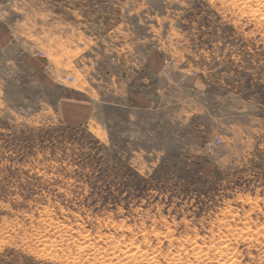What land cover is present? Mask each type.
<instances>
[{"label": "rangeland", "instance_id": "1", "mask_svg": "<svg viewBox=\"0 0 264 264\" xmlns=\"http://www.w3.org/2000/svg\"><path fill=\"white\" fill-rule=\"evenodd\" d=\"M172 262L264 264V0H0V264Z\"/></svg>", "mask_w": 264, "mask_h": 264}, {"label": "crops", "instance_id": "2", "mask_svg": "<svg viewBox=\"0 0 264 264\" xmlns=\"http://www.w3.org/2000/svg\"><path fill=\"white\" fill-rule=\"evenodd\" d=\"M62 102L61 104L63 106H61L62 112H64V109L66 110V103ZM65 105V106H64ZM64 116V120L66 123L68 124H78V123H83L85 121L87 113L84 111V109H80V110H76L75 106L72 107V109L68 112L67 115H63ZM66 117V118H65Z\"/></svg>", "mask_w": 264, "mask_h": 264}, {"label": "trees", "instance_id": "3", "mask_svg": "<svg viewBox=\"0 0 264 264\" xmlns=\"http://www.w3.org/2000/svg\"><path fill=\"white\" fill-rule=\"evenodd\" d=\"M68 128L67 129H71L69 126H67ZM53 130V129H52ZM51 130V131H52ZM37 134H38V140L37 141H39V144L43 147V148H45V143L46 142H50L51 144H52V142H53V144H54V141H52L53 140V134L54 133H52V132H50L48 129H39V130H37ZM58 140V139H57ZM35 141H32L31 142V144L30 145H33V143H34ZM55 147H56V145L55 146H53L51 149V153H54V149H55Z\"/></svg>", "mask_w": 264, "mask_h": 264}, {"label": "bare ground", "instance_id": "4", "mask_svg": "<svg viewBox=\"0 0 264 264\" xmlns=\"http://www.w3.org/2000/svg\"><path fill=\"white\" fill-rule=\"evenodd\" d=\"M249 2H250V1H249ZM218 224H219V223H218ZM220 225H221V224H220ZM220 225H219V226H220ZM226 226H227V225H226ZM236 226H237V225H236ZM226 231H227V230H226ZM155 232H156V231H155ZM224 233H225V232H224ZM243 233H244V232H243ZM164 234H165V233H164ZM249 235H250V234H249ZM165 236H166V235H165ZM196 236H197V235H196ZM225 236H227V235H225ZM236 236H237V235H236ZM170 237H171V236H170ZM232 237H233V236H232ZM167 238H168V237H167ZM192 238H193V237H192ZM157 239H159V238H157ZM225 239H226V238H225ZM222 240H223V239H222ZM222 240H221V241H222ZM228 240H229V239H228ZM252 240H253V239H252ZM252 240H251V241H252ZM195 241H196V240H195ZM195 241H194V242H195ZM226 241H227V240H226ZM226 241L224 240V242H226ZM188 242H189V241H188ZM224 242H223V244H225ZM193 244H194V243H193ZM205 244H206V242H205ZM187 245H188V244H187ZM208 245H209V244H208ZM218 245L221 247L222 244H221V245L218 244ZM226 245H228V244H226ZM190 246H191V245H190ZM212 246H213V245H212ZM214 246H216V245H214ZM214 246H213V247H214ZM124 247H125V246H124ZM216 247H217V246H216ZM226 247H227V246H226ZM118 248H119V247H118ZM195 248H196V247H195ZM201 248H202V247H201ZM196 249H197V248H196ZM216 249H217V248H216ZM261 249H262V248H261ZM228 250H229V249H228ZM228 250H227V251H228ZM118 251H119V250H118ZM199 251H200V250H199ZM218 251H219V250H218ZM224 251H226V250H224ZM229 251H231V250H229ZM166 252H167V251H166ZM220 252H221V251H220ZM237 252H238V251H237ZM173 253H174V252H173ZM227 253H228V252H227ZM227 253H226V254H227ZM231 253H232V252H231ZM231 253H230V254H231ZM235 253H236V252H235ZM145 254H146V253H145ZM178 254H179V253H178ZM194 254H195V253H194ZM149 255H150V253H149ZM195 255H196V254H195ZM197 255H198V254H197ZM197 255H196V256H197ZM207 255H209V254H207ZM207 255L204 254V256H207ZM217 255H218V254H217ZM144 256H145V255H144ZM155 256H156V255H155ZM174 256H175V255H174ZM188 256H189V255H188ZM214 256H215V255H214ZM156 257H157V256H156ZM197 257H198V256H197ZM207 257H208V256H207ZM227 257H228V256H227ZM229 257H230V256H229ZM129 258H130V257H129ZM150 258H151V256H150ZM154 258H155V257H154ZM202 258H203V256H202ZM216 258H217V257H216ZM232 258H233V256H232ZM234 258H235V257H234ZM126 259H127V258H126ZM188 259H189V258H188ZM230 259H231V258H230ZM172 260H173V259H172ZM226 260H227V259H226ZM133 261H134V260H133ZM176 261H177V260H176ZM176 261H175V262H176ZM185 261H186V260H185ZM211 261H212V260H211ZM231 261H232V260H231ZM148 262H149V261H148ZM186 262H187V261H186ZM190 262H191V261H190ZM221 262H222V260H221ZM226 262H227V261H226ZM228 262H229V261H228ZM153 263H154V262H153ZM172 263H173V262H172ZM196 263H197V262H196ZM224 263H225V262H224ZM237 263H238V262H237ZM173 264H174V263H173Z\"/></svg>", "mask_w": 264, "mask_h": 264}]
</instances>
